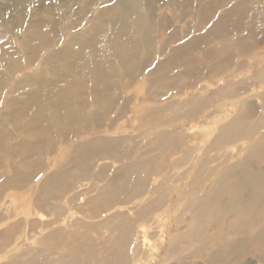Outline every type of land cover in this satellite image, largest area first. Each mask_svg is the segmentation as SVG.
I'll use <instances>...</instances> for the list:
<instances>
[{
	"label": "rangeland",
	"instance_id": "374dc122",
	"mask_svg": "<svg viewBox=\"0 0 264 264\" xmlns=\"http://www.w3.org/2000/svg\"><path fill=\"white\" fill-rule=\"evenodd\" d=\"M175 1L142 2L143 8V3L153 7L159 20L156 43L171 30L169 26L163 27L162 20ZM115 2L0 0V264L29 261L38 256L56 260L78 239L72 234H83L85 226L102 224L114 213L122 215L126 212V216L133 217L135 208L137 210L171 187L166 212L160 208L148 230L138 229L131 247L142 244V249L135 255L131 253L135 259L131 264H264V236L252 241L257 230L264 226V220L254 228L241 231L238 229L240 222L229 216L224 228H208L210 236H225L228 241L237 243V247L225 250L221 259L212 258L220 251L217 239L206 250H201V254L193 255L183 248L164 251L168 243L166 234L172 231L173 221L184 211V203L207 192L224 169H238L248 150L256 143L264 142V80L253 82L252 79L257 69L264 68V34L249 51L227 63L220 73L212 74L205 64L194 66L192 70L199 71L200 75H192L185 90L171 91L167 97L154 100L153 94L157 92L151 86L147 89L151 98L138 105L134 96L125 99L118 81L111 78L106 81L103 105H99L92 100L96 94L89 91L92 85L90 76L87 78V93L72 96L63 89L68 77L67 65L74 60L72 55L78 54L81 45L101 27V10H107ZM202 32L195 31L193 35ZM185 39L179 41L182 43ZM151 58L145 72L167 59L166 55ZM210 64L218 70L223 68L224 61L214 59ZM229 85L238 91L237 97L216 95L213 98L217 99L213 101L212 98V104L206 107L207 110L202 108L197 119L184 118L187 110L213 96L217 89ZM189 98L195 99L192 105ZM226 100H230V104ZM244 103L248 108L240 125L243 134L219 149L210 150L219 127L237 116ZM210 119L216 123H209ZM167 121L169 127L161 126ZM162 130L173 134V143L168 145L167 153L159 154L158 162L145 177L139 196L129 195L127 201L115 202L98 216L90 218L89 211L93 207L90 200L113 180L121 166L133 163L146 150L153 149L147 143ZM95 138L116 140L113 152L93 156L86 175L81 173V168L72 170L70 185L60 196L36 205L39 183L60 168L66 169L79 143ZM186 153H189L190 160L187 158V165L180 167L177 161ZM205 159L208 164L204 170H207H203L196 185L189 188L196 167ZM14 178H21V181L6 182ZM181 186L187 191L182 200L175 194ZM196 188H201L199 194H189L188 190ZM175 200L177 203L171 204ZM184 218L189 219V215ZM102 229L100 226L88 234L94 245L99 244V254L103 253L100 245L108 234ZM56 230H61L64 235L57 248L47 249L40 242ZM3 231L7 234L4 235ZM46 259L43 264H47Z\"/></svg>",
	"mask_w": 264,
	"mask_h": 264
},
{
	"label": "bare ground",
	"instance_id": "6f19581e",
	"mask_svg": "<svg viewBox=\"0 0 264 264\" xmlns=\"http://www.w3.org/2000/svg\"><path fill=\"white\" fill-rule=\"evenodd\" d=\"M116 1L113 6L108 7L107 10L102 9L99 13L102 24L100 23L101 27L96 30V34L81 45L78 54L70 53L74 60L67 65L69 71L67 70V82L63 89L72 96L79 92L87 93L89 87L87 78L90 76L92 85L90 84L89 91L96 94L92 100L99 105H103L101 103L107 88L106 81L111 78L118 81L119 89L122 90L125 99L134 96L138 105L144 104L145 99L151 98L147 93V89L151 86H154L157 92L153 94L154 100L167 97L171 91L185 90L191 83L190 77L200 75L199 71L192 70L194 66L205 64V68H208L212 74L220 73L226 68L227 63L234 57L249 51L258 43L259 36L264 34V0H177L174 5L168 7L167 12L164 11L166 16L162 20V25L163 27L169 26L171 30L161 37L159 43L154 41L159 20L152 6L143 3V8V0ZM195 31L203 32L193 35ZM183 38L186 39L181 43L179 40ZM154 55H166L167 59L161 64L156 63L157 65L148 69L146 73L145 69L152 62L151 57ZM214 59L224 61L222 69L217 70L210 64ZM166 68L169 70H165ZM252 79L253 82L264 80V68L257 69ZM237 93L233 85L221 87L213 96L208 95L209 97L204 98L200 105L187 110L184 118L197 119L199 113L201 115L203 112L200 110L209 107L212 104V98L216 95L232 97ZM193 100L195 99L189 98L190 105ZM228 102L230 104V100ZM247 106L245 103L242 104L238 115L219 127L218 134L209 146L210 150L219 149L225 143L237 140L243 134L240 125ZM63 117L64 115L61 116ZM209 123L215 124L216 120L213 119ZM161 126L169 127L168 121ZM173 137L172 133L162 130L151 142L147 143L148 147L152 146L153 149L146 150L133 163L121 166L113 180L106 183L97 197L90 200L93 207L89 211V217L98 216L115 202L120 204L127 201L129 195H138L144 185L145 177L151 171L153 164L158 162L159 154L167 153L166 149L169 144L173 143ZM115 141L95 138L79 143L75 147L67 168H60L39 183L36 205L60 196L63 190L70 185L71 172L75 168H81V173L86 175L91 165V158L103 153L110 155L115 148ZM189 153H192L191 150ZM189 153L181 156L182 158L177 161L180 167L190 160ZM161 160L162 158L160 162ZM207 164L206 159L202 160L200 166L196 167L197 170L193 169L196 171H193L194 175L189 188L196 185ZM239 165L238 169L230 167L221 171L207 192L184 203V211L173 221L172 231L166 234L168 243L164 251L167 248L169 250L183 248L188 253L192 252L193 255L201 254V250H206L208 245L217 239L220 251L212 258L221 259L222 253L237 247V243L228 241L225 236L217 238L210 236L207 234L208 228L213 226L217 229L224 228L225 219L229 216H233L240 222L238 229L241 231L254 228L264 220V142H258L250 148L246 158ZM182 178L177 179L182 180ZM19 181L21 178L6 180L8 184ZM161 183L164 184V182ZM171 188L159 191L160 193L153 200L137 210L135 208L133 217L126 216V212L122 215L114 213L102 224L85 226V233L72 234L78 239L65 254L56 260L50 261L38 256L29 261L14 260L11 264H43L45 259L47 264H98L99 262L101 264H131L135 260L131 253L135 255L142 249V244L131 247L138 229L142 228L144 232L148 230L151 227V221L157 216L155 212L160 208H164L163 212H166L169 206H167L169 203H167V194L170 193ZM184 188L182 186L177 190L174 188L180 200L187 193ZM200 191L201 188L188 190L189 194H199ZM176 203L177 200L171 204ZM186 214L189 215L187 220L184 218ZM100 226L104 228L101 230L103 233L108 232L100 245V249H103L102 254L98 252L99 244L94 245L88 235ZM3 232H5L4 235L7 234V231ZM63 235L61 230H56L40 243L47 249L57 248ZM262 236H264V226L257 230L252 241Z\"/></svg>",
	"mask_w": 264,
	"mask_h": 264
}]
</instances>
